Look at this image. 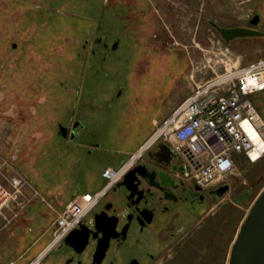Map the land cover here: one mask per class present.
Here are the masks:
<instances>
[{"label": "rangeland", "instance_id": "1", "mask_svg": "<svg viewBox=\"0 0 264 264\" xmlns=\"http://www.w3.org/2000/svg\"><path fill=\"white\" fill-rule=\"evenodd\" d=\"M256 14L264 31V0H0V183L25 181L0 215V264H27L49 245L58 214L92 190L81 168L94 146L109 165L126 161L190 94L192 75L264 58V36L225 42L211 25ZM252 99L264 121V92ZM235 162L228 199L256 182L250 206L264 157Z\"/></svg>", "mask_w": 264, "mask_h": 264}, {"label": "flooded vegetation", "instance_id": "2", "mask_svg": "<svg viewBox=\"0 0 264 264\" xmlns=\"http://www.w3.org/2000/svg\"><path fill=\"white\" fill-rule=\"evenodd\" d=\"M185 168L169 143L146 147L128 177L106 191L82 224L90 231L85 246L75 238L64 240L46 252L43 263L227 264L237 220L243 219V189L229 200L232 183L202 187ZM254 187L247 188L249 194ZM106 237L103 257H95Z\"/></svg>", "mask_w": 264, "mask_h": 264}, {"label": "built area", "instance_id": "3", "mask_svg": "<svg viewBox=\"0 0 264 264\" xmlns=\"http://www.w3.org/2000/svg\"><path fill=\"white\" fill-rule=\"evenodd\" d=\"M191 81L190 94L156 124L148 139L119 167L102 171L101 187L71 198L54 222L49 245L29 264H37L50 248L85 223L106 191L121 181L141 152L155 142L169 143L193 181L202 187L227 182L235 174L238 156L252 163L264 157V121L252 99L264 92V58L230 66L208 79L197 81L192 75ZM7 181L10 190L0 183V215L17 202L25 182L19 174Z\"/></svg>", "mask_w": 264, "mask_h": 264}, {"label": "water", "instance_id": "4", "mask_svg": "<svg viewBox=\"0 0 264 264\" xmlns=\"http://www.w3.org/2000/svg\"><path fill=\"white\" fill-rule=\"evenodd\" d=\"M260 23V16L254 15L248 22L241 26L224 27L212 23V27L219 34L225 42H231L235 39L264 36V31L258 29ZM116 43L112 46L115 48ZM15 47V44H13ZM57 134L62 138H67L68 128L59 124ZM74 133L71 132V138ZM166 148V147H164ZM129 174L124 176V180ZM124 185L123 183H121ZM226 190L227 187H223ZM249 191H245L243 197L249 195ZM242 197V198H243ZM247 205V204H246ZM95 217H98L96 215ZM114 226V224H113ZM89 230L82 225L80 229L71 232L66 238L65 242L71 238H75L81 246H85L89 236ZM109 237L105 238V242L99 244L96 248L94 256L102 258L107 248ZM101 260V259H95ZM227 264H264V188L260 191L251 205L248 207L246 214L239 224L234 239L230 245Z\"/></svg>", "mask_w": 264, "mask_h": 264}, {"label": "crops", "instance_id": "5", "mask_svg": "<svg viewBox=\"0 0 264 264\" xmlns=\"http://www.w3.org/2000/svg\"><path fill=\"white\" fill-rule=\"evenodd\" d=\"M182 101V100H181ZM180 101V102H181ZM179 102V103H180ZM178 103V104H179ZM90 143V142H89ZM90 145H92L91 143H90ZM94 150H93V152H90V153H88V154H86L85 156H84V163H83V166H82V168L81 169H83V168H86V169H90L91 168V170H92V173L89 175V180H88V182H86V183H88V187H90V189H92V190H84V191H94V190H96L97 188H99L100 186H102V184L104 183V179L102 178V171L104 170V169H106V168H108V167H111V168H116V167H119L120 165H121V162L122 161H119V164H116V163H114V166H112V165H109V162L108 161H106L105 159H104V157L103 156H105V155H103V156H101V150L99 149V147H96V146H94ZM87 155H89V157L88 158H86V156ZM118 156V155H117ZM237 158H244L243 156H238ZM236 158V159H237ZM123 159V158H122ZM245 159V158H244ZM86 164V167L84 166ZM236 164V163H235ZM88 167H90V168H88ZM99 172H100V179H98V181H95V178H96V176L97 175H99ZM231 177V176H230ZM229 177V178H230ZM97 179V178H96ZM83 181H81V183H82ZM256 184V182L255 183H252L251 184V186H253V185H255ZM250 186V185H249ZM231 191V190H230ZM239 192V191H238ZM230 193V192H229ZM234 193V192H233ZM237 193V192H236ZM236 193H234V194H236ZM242 193L244 194V191H242ZM241 193V194H242ZM240 194V195H241ZM243 194L240 196V198H239V200H241L242 202H243V204L245 205V202H246V200H245V198L243 197ZM243 197V198H242ZM231 220H233V217L231 216ZM234 224H235V221H234ZM229 230H231L230 229V227H229ZM228 233V232H227ZM228 237H229V241L231 240V238L233 237L231 234H229L228 233ZM232 241V240H231ZM10 264H15V262H12V263H10Z\"/></svg>", "mask_w": 264, "mask_h": 264}, {"label": "trees", "instance_id": "6", "mask_svg": "<svg viewBox=\"0 0 264 264\" xmlns=\"http://www.w3.org/2000/svg\"><path fill=\"white\" fill-rule=\"evenodd\" d=\"M70 137H71V135H70Z\"/></svg>", "mask_w": 264, "mask_h": 264}, {"label": "bare ground", "instance_id": "7", "mask_svg": "<svg viewBox=\"0 0 264 264\" xmlns=\"http://www.w3.org/2000/svg\"><path fill=\"white\" fill-rule=\"evenodd\" d=\"M152 134V133H151Z\"/></svg>", "mask_w": 264, "mask_h": 264}]
</instances>
